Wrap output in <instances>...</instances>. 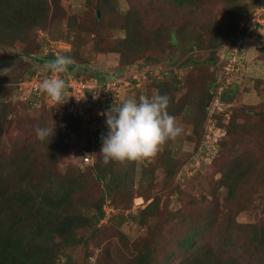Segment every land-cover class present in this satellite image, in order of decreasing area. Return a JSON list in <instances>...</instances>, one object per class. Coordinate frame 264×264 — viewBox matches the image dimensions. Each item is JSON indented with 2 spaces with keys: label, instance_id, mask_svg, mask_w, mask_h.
Segmentation results:
<instances>
[{
  "label": "rangeland",
  "instance_id": "rangeland-1",
  "mask_svg": "<svg viewBox=\"0 0 264 264\" xmlns=\"http://www.w3.org/2000/svg\"><path fill=\"white\" fill-rule=\"evenodd\" d=\"M48 1L47 25L35 34V43L26 45L19 42L11 47L5 42L7 38L2 41L0 38L2 78L27 73L33 67L44 70V65L51 60L41 62L43 57L52 51L58 55L66 51L75 61L80 60L86 64L87 71L82 72L83 75L93 71L95 76L107 74L114 79L124 80L116 85L119 86L115 92L117 100L111 101L117 106L129 97L139 100L141 96H156L155 83L160 79L171 82L172 95L175 99L181 98L185 104L192 90L189 76L194 80V89L200 88L196 76L201 75L205 85L211 84L207 95H211V98L207 102L206 97L204 104L206 118L201 122V116L195 119V108L187 107V104L179 114L173 115L184 129L182 135L175 141H168L163 150L150 161L123 164L126 173L123 178L120 172L121 185L125 182H129V185L122 188L114 199L107 196L102 181L97 178L94 165L96 155L102 148L101 137L108 132L106 116L98 115L96 111L105 105L101 112L104 113L111 106V102L106 99L103 105L101 92L91 93L92 101L86 102L97 105L89 110L85 119H81V128L71 132L65 139V149L53 163L46 160L45 150L57 138V119L65 104L16 103L14 113L6 123L7 132L0 140V163L4 160L7 162L9 157L14 164L23 160L24 183L31 188L38 185L37 188L42 192L50 187L46 179L52 181L57 178L66 185L65 180L73 178L74 202L77 210L84 215L95 214L96 205L102 202L104 217L96 225V239L87 247L79 245L68 251L76 264H96L104 256L103 247L110 251L111 264H123L125 257L130 255L133 242L140 235L151 234L150 229L153 228L158 235L168 237L171 241L178 239L187 224V214L202 213L207 205L215 203V196L218 198V213L223 217L224 213L231 210L239 223H264V26L236 34L238 21L250 13L255 0H199L202 12L193 15L187 14L186 8L177 10L169 4L158 9L151 7V4L145 5L146 0H113V4L123 13L118 8L108 9L106 14L111 20L108 24L101 20L98 10L94 9V0ZM131 1L139 9L134 11L139 16L134 17L138 18L137 25L131 23L138 32L144 35L148 33L151 40L164 42L169 38L170 29L184 27L176 36L180 44L192 48L187 54L190 60L187 64L163 76L168 69L162 63L166 62L164 57L161 58L160 49L153 47L147 51H138L126 59L125 64H120L119 53L110 51V47L126 35L127 29L121 26ZM95 14L98 23L94 19ZM209 20L214 23L212 28L221 25L227 32L225 37L230 35L228 39L216 44L213 50L207 45L215 42L210 40L215 33L202 26L203 22ZM85 23L88 26L84 27ZM196 40L203 41L201 47L193 44ZM38 42L42 43L40 48ZM178 42L167 51L177 54L180 51ZM24 49L31 56L21 54ZM211 52L215 63L204 61ZM33 56L39 57V60H34ZM178 58L179 55L174 57L176 60ZM192 60L201 64L194 66ZM14 83L11 79L0 80V101H12ZM229 89L235 91L234 99L230 103L222 102L221 93ZM200 91L192 94L197 100L203 97ZM249 111L252 115H249ZM75 112L78 113L77 110ZM231 113H236L238 122L248 125L246 137L250 139L239 146L238 152H251L258 159V165L256 160L251 161L252 168L248 176L251 177L250 184L243 181L238 191L237 197L246 198L245 207L239 213L235 212V206L230 207L233 204L229 205L225 201L224 188H219L213 194V189L221 180L220 168L227 164L228 152L232 148L226 127ZM16 121L20 123L13 124ZM54 123L55 135L50 141L41 142L36 139L37 126H53ZM84 155L90 158L85 164L82 162ZM6 166L10 167V162ZM132 170L130 178L128 174ZM151 200L156 201L158 207L147 218V226H138L136 221L140 217L139 211ZM129 213L136 215V221L125 219ZM160 229H164V232ZM121 234L125 239L120 237ZM85 235L87 230H77V237Z\"/></svg>",
  "mask_w": 264,
  "mask_h": 264
},
{
  "label": "trees",
  "instance_id": "trees-1",
  "mask_svg": "<svg viewBox=\"0 0 264 264\" xmlns=\"http://www.w3.org/2000/svg\"><path fill=\"white\" fill-rule=\"evenodd\" d=\"M87 1L93 2V0ZM94 2V9L98 10L101 20H105L108 24L111 20L107 16L106 11L118 8V6L113 4V0H94ZM263 3L264 0H255L251 11ZM130 4L131 7L124 13L125 21L121 26L123 29H127L126 35L120 38L117 44L110 47V51L119 53L120 64H125L126 59L138 51H147L151 47L160 49L161 58L164 57L163 60L166 63L162 64L168 70L166 73L164 72L163 76L170 75L182 64H187L190 61L187 54L191 52L192 48L191 46L180 44L176 36L177 34L179 35L184 27L180 26L170 29L169 38L164 42L159 39L151 40L148 33L144 35L138 32L131 23L133 22L137 25L138 18L134 19V17L139 16L134 11L139 9L132 1ZM148 4L158 9L165 4L173 5L177 10L186 8L189 15L202 12L199 8V0H146L145 5ZM48 10V0H0L1 41L3 38H7L5 42L11 47L16 46L19 42L26 45L35 43V34L39 29L47 25ZM120 11L122 12L119 9ZM94 19L98 23L97 14H95ZM240 21H238L237 28H239ZM213 25L214 23L210 20L207 23H202L204 28L211 29L215 33L210 39L211 42L213 40L215 42L207 45L212 50L217 46L216 44L224 41L225 38L228 39L230 36L225 37L227 32L224 31L225 29L221 25H218V28L217 26L212 28ZM83 26H88V23ZM81 28L83 29V27ZM254 28L257 27L251 29ZM246 29L244 28L237 32L240 34V31H242L243 34ZM177 42L180 46V51L177 54L167 51ZM41 44L38 42L39 48ZM193 44L201 47L203 41L196 40L193 41ZM21 54L31 56L26 49L22 50ZM60 55L68 56V53L63 51ZM177 55H179L178 60L174 59ZM212 55L213 52L204 61L215 63ZM56 56H58V53L52 51L51 54L43 57L40 61L54 60ZM161 58H157L158 61L162 62ZM33 59L39 60V57L33 56ZM192 64L196 66L201 64V62L194 60ZM86 68L87 66L84 62L75 61L73 65L69 66L68 71L62 73V75H70L81 79L94 77L101 83L114 79L107 74L102 77L101 75L95 76L93 71H88L86 72L88 73L87 75H83L82 72L87 71ZM37 70L39 68L33 67L27 73L16 74L12 77L6 75L2 78L0 76V80L11 79L15 82L12 101H0V140L7 132L6 123L8 122V117L14 113L16 103L33 102H26L18 96L17 83ZM196 77L200 88L194 89V80L189 76L188 82L189 85L191 83L192 90L186 98V104L187 107L195 108V119L197 117L200 119L201 116V122L206 118L204 104L211 84L205 85L201 75ZM160 80L155 83L157 86L156 95H167L169 97V114H179L185 107V102L181 98L175 99L174 95H172L173 86L171 82ZM197 90L203 95L202 98L197 97L198 100L192 95ZM90 96L92 94L87 95L85 102L92 101ZM100 96H103L104 105L107 102L104 101L106 96L103 93ZM234 97L235 91L233 89L221 93L222 102L225 103H230ZM37 103L42 102L36 101ZM86 103L90 105L88 110L97 105L94 102ZM100 108H105V105ZM61 109V116L58 119L55 117L59 122L57 138L45 150L46 160L49 163H53L64 151L65 139L71 132L81 128V119L86 118L75 112L76 110L69 109L66 105H62ZM198 113L201 115H198ZM249 115H252V112ZM236 117V113H231L230 119L226 124L232 148L228 152L227 164L220 168L221 180L218 182V186L213 189V194H216L219 188H224L226 191L225 201L229 205L233 204L230 207L235 206V212L239 213L245 207L246 198L237 197L238 191L243 181L246 183L250 182L251 177L248 176L251 173V161L253 159L256 160L258 165V159L251 152L242 151L243 154L238 152L240 151L239 146L242 143L246 144L245 142L250 138L249 136L246 137V131H248L247 123L238 122ZM17 123H20V121H16L13 124ZM222 145H224V142ZM96 158L97 161L94 165L97 178L102 181L107 196L114 199L122 188L127 186V184L129 185V182L121 185L126 169L123 164L113 161L105 164L100 153L96 155ZM6 160L7 162L4 160L3 163H0V264H76L68 251L79 245L87 247L90 242L96 239V225L104 217L102 202L96 205L97 211L95 214L93 213L91 216L84 215L77 210L74 202L73 187L75 184L73 178H67L65 180L66 185L62 184L57 178L52 181L46 179L45 182H49L50 187L42 192L37 188L38 185L31 188L26 185V182L24 183L25 167H23V160H18L17 164H14L11 157ZM9 162L10 167H7L6 165ZM82 162L86 163L83 158ZM260 165L262 166V163ZM133 170L130 171L129 176L133 173ZM120 172H122V177ZM234 199H237V201H234ZM214 202L207 205L202 213L187 214V224L184 227L182 236L178 239L171 241L167 239L168 237L158 235L154 228L150 229L151 234L140 235L133 242L130 255L125 257L123 264H264V223H239L235 220L231 210L224 213L225 217H223L218 213L217 207L219 208V206H217L218 198L216 196L214 197ZM157 207V202L151 200L139 211L140 217H137V221L135 220L136 215L130 213L125 219H134L138 226H147V218L155 213ZM78 229L87 230V235L77 237ZM160 230L164 232V229ZM120 237L125 239L122 234ZM96 245L98 244L96 243ZM103 249L104 256L96 264H111L110 251L104 247Z\"/></svg>",
  "mask_w": 264,
  "mask_h": 264
},
{
  "label": "clouds",
  "instance_id": "clouds-1",
  "mask_svg": "<svg viewBox=\"0 0 264 264\" xmlns=\"http://www.w3.org/2000/svg\"><path fill=\"white\" fill-rule=\"evenodd\" d=\"M75 61L67 55H58L44 65L45 76L40 87L55 105L65 103L64 79L59 74L68 71ZM169 97L156 95L141 96L139 100L129 97L120 105H112L101 115L106 116L108 132L102 136V154L105 164L110 161L119 164L143 163L154 159L168 141H175L184 131L176 117L168 112ZM53 126L35 128L36 139L50 141L55 135Z\"/></svg>",
  "mask_w": 264,
  "mask_h": 264
},
{
  "label": "built area",
  "instance_id": "built-area-1",
  "mask_svg": "<svg viewBox=\"0 0 264 264\" xmlns=\"http://www.w3.org/2000/svg\"><path fill=\"white\" fill-rule=\"evenodd\" d=\"M264 26V5H260L255 7L247 16L241 19L239 23V29H251L253 27H261ZM237 35L239 32H236ZM239 40V39H238ZM236 40V41H238ZM67 45V44H65ZM64 45V46H65ZM52 76V73H45L44 70H37L29 77H26L20 80L17 83V94L21 97L24 101H33L42 102L46 104H51L54 101L48 97L42 88L40 87L43 79L45 76ZM60 78L64 79L66 83L65 88V105L69 107L71 110H77L81 116L87 117L88 115V108L90 105L85 102V98L88 94L101 92L106 96L107 101H116V90L119 89V86H116L118 83L124 81L120 80L119 78L106 81L104 83L99 82L96 78L90 77L86 79L71 77V76H63L59 74ZM106 91V92H105ZM111 102V106H112ZM108 107V109L111 108ZM101 110V111H100ZM103 109L98 108L96 113L98 115L101 114ZM84 162L90 161L88 155H84L83 157Z\"/></svg>",
  "mask_w": 264,
  "mask_h": 264
},
{
  "label": "water",
  "instance_id": "water-1",
  "mask_svg": "<svg viewBox=\"0 0 264 264\" xmlns=\"http://www.w3.org/2000/svg\"><path fill=\"white\" fill-rule=\"evenodd\" d=\"M210 98H211V95H209V96L207 97V102L209 101Z\"/></svg>",
  "mask_w": 264,
  "mask_h": 264
}]
</instances>
